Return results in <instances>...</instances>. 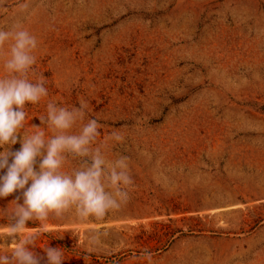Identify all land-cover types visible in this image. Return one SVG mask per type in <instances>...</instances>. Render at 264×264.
<instances>
[{
    "label": "rangeland",
    "instance_id": "obj_1",
    "mask_svg": "<svg viewBox=\"0 0 264 264\" xmlns=\"http://www.w3.org/2000/svg\"><path fill=\"white\" fill-rule=\"evenodd\" d=\"M13 25L36 36L48 89L26 130L47 138V103L83 100L133 180L101 219L30 221L40 264L46 246L63 264H264V0H0ZM17 197L0 198V232Z\"/></svg>",
    "mask_w": 264,
    "mask_h": 264
},
{
    "label": "clouds",
    "instance_id": "obj_2",
    "mask_svg": "<svg viewBox=\"0 0 264 264\" xmlns=\"http://www.w3.org/2000/svg\"><path fill=\"white\" fill-rule=\"evenodd\" d=\"M37 47L36 36L21 25L0 28V170L6 169L0 175V198L17 191L23 198L22 204L17 197L15 207L4 211L8 231L0 236L10 240L4 246L11 250L0 251V264H40L42 258L32 250L35 236L25 233L30 221L43 223L72 210L81 219H101L127 201L133 184L128 157L109 160L97 145L101 125L94 118L84 122L87 102L81 100L79 107L69 108L49 101L40 122L51 135L46 138L40 126L26 130V106L37 105L48 96L44 76L35 77ZM21 130L22 138L18 136ZM18 140L21 148L11 151ZM73 161L75 166L65 171ZM44 252L47 264H63L61 248L46 246Z\"/></svg>",
    "mask_w": 264,
    "mask_h": 264
}]
</instances>
